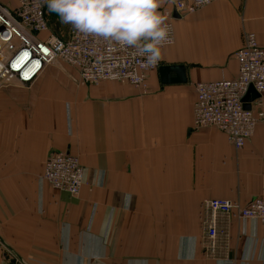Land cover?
Segmentation results:
<instances>
[{
  "label": "crops",
  "instance_id": "obj_1",
  "mask_svg": "<svg viewBox=\"0 0 264 264\" xmlns=\"http://www.w3.org/2000/svg\"><path fill=\"white\" fill-rule=\"evenodd\" d=\"M174 27L160 66L183 65L186 81L163 82L159 66L147 90L90 85L59 61L0 89V264H264L257 219L220 214L218 251L204 250L206 200L264 197V119L237 149L193 114L197 83L237 76L248 32L264 46V0H215ZM53 150L85 166L79 196L43 179Z\"/></svg>",
  "mask_w": 264,
  "mask_h": 264
},
{
  "label": "built area",
  "instance_id": "obj_2",
  "mask_svg": "<svg viewBox=\"0 0 264 264\" xmlns=\"http://www.w3.org/2000/svg\"><path fill=\"white\" fill-rule=\"evenodd\" d=\"M213 1L175 0L162 9L172 43L175 40L174 11L181 17ZM235 57L238 62L235 78L196 84L193 114L196 128L215 126L228 135L237 149H242L264 119V46L254 32L247 33L245 45L237 50ZM57 61L77 68L82 82L96 84L115 80L129 82L143 90L148 89L149 73L160 66V60L155 66L146 65L145 58L134 48H123L74 28L66 38L51 32L46 0H0V89L31 87L47 67ZM252 87L260 96L247 101L245 98ZM248 103L250 108L246 106ZM43 179L56 189L79 196L85 182V167L70 151L53 150L46 160ZM204 208L209 212L205 219L204 250L211 255L218 251L220 214L264 223V197H255L245 204L229 198H211L204 202ZM7 264L28 263L16 257Z\"/></svg>",
  "mask_w": 264,
  "mask_h": 264
},
{
  "label": "clouds",
  "instance_id": "obj_3",
  "mask_svg": "<svg viewBox=\"0 0 264 264\" xmlns=\"http://www.w3.org/2000/svg\"><path fill=\"white\" fill-rule=\"evenodd\" d=\"M50 11L77 32L134 48L146 65L155 66L170 28L158 9L163 0H46Z\"/></svg>",
  "mask_w": 264,
  "mask_h": 264
},
{
  "label": "water",
  "instance_id": "obj_4",
  "mask_svg": "<svg viewBox=\"0 0 264 264\" xmlns=\"http://www.w3.org/2000/svg\"><path fill=\"white\" fill-rule=\"evenodd\" d=\"M174 16L179 17L177 10L174 11ZM159 69L162 76V81L165 83L186 81L185 68L183 65H161ZM171 73H176V75L171 76ZM258 95V92H256V90L252 87L245 100L249 101L251 97ZM246 106L250 108L249 103L246 104Z\"/></svg>",
  "mask_w": 264,
  "mask_h": 264
},
{
  "label": "rangeland",
  "instance_id": "obj_5",
  "mask_svg": "<svg viewBox=\"0 0 264 264\" xmlns=\"http://www.w3.org/2000/svg\"><path fill=\"white\" fill-rule=\"evenodd\" d=\"M46 7H47V15H48V19H49V23H50V30L51 32L63 37V38H66L67 36H69V32L70 30L73 28L70 24H64L61 22L60 20V17L58 16V14L52 12L49 10L48 8V5H47V2H46ZM59 61H57L56 63H58ZM65 63V62H64ZM60 64V63H59ZM67 64V63H66ZM73 67V66H71ZM75 68V67H74ZM77 70V68H75ZM78 72V71H77ZM84 84H89V83H85L83 82ZM91 85V84H90ZM95 85V84H94ZM259 94V93H258ZM260 95L258 96H255V98L259 97ZM78 156V155H77ZM79 157V156H78ZM82 163V162H81ZM85 167V166H84ZM86 171V170H85ZM85 181V180H84ZM48 182V181H47ZM100 182L102 183V181L100 180ZM49 183V182H48ZM85 183V182H84ZM50 184V183H49ZM51 185V184H50ZM206 242V239L204 241V244ZM16 258V256H8V258L6 260H8V262L11 260V259H14ZM20 259H23L21 257H19ZM7 262V263H8Z\"/></svg>",
  "mask_w": 264,
  "mask_h": 264
}]
</instances>
